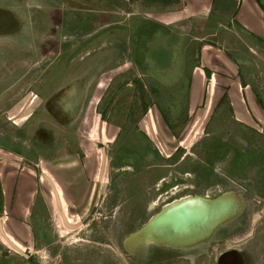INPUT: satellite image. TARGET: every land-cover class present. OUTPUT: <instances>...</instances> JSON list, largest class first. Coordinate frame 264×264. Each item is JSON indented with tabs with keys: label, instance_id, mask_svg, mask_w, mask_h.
Returning <instances> with one entry per match:
<instances>
[{
	"label": "rangeland",
	"instance_id": "obj_1",
	"mask_svg": "<svg viewBox=\"0 0 264 264\" xmlns=\"http://www.w3.org/2000/svg\"><path fill=\"white\" fill-rule=\"evenodd\" d=\"M236 1L214 3L229 7ZM150 3L161 10L187 0H0V17L4 13L12 22L0 31V179L15 175L8 171L29 178L33 225L40 222L47 242L26 246L21 226L8 218L6 235L0 230V264H214L220 251L231 244L244 247V240L255 264L264 263V126L253 135L235 121L225 125V105L214 109L209 101L185 119V88L171 92V82L180 74L185 82L182 68L201 57L195 53L185 65L172 61L175 71L157 72L160 50L139 51L153 34L152 21L161 19L145 5ZM184 25L175 30L181 43L197 37L201 44L218 41L220 49L230 44L208 36L197 22ZM160 46L165 51L170 45ZM55 48L64 55L50 71ZM143 55L151 61L148 73ZM77 80L90 92L67 123L50 110L49 95L60 91L53 85ZM148 82L164 90L151 94ZM36 126L42 127L39 136L53 137L54 151L28 149ZM72 163L78 167H64ZM227 192L244 198L242 212L193 244L126 242L176 200Z\"/></svg>",
	"mask_w": 264,
	"mask_h": 264
},
{
	"label": "crops",
	"instance_id": "obj_2",
	"mask_svg": "<svg viewBox=\"0 0 264 264\" xmlns=\"http://www.w3.org/2000/svg\"><path fill=\"white\" fill-rule=\"evenodd\" d=\"M16 1L45 3L46 0ZM145 5L148 8L151 7L150 12L161 13V19L155 17V21H152L155 27L152 29L153 34L151 37L146 36V42L142 43L143 47L139 49L141 54L149 52L150 48L160 50L158 54H161L153 64L157 72L175 71L178 67H174L172 61H179L185 65L186 58L194 57L195 53L200 54V60L192 63L189 68H182V71L187 73L186 81H183L180 74L172 80L170 86L171 92L177 91L179 87L185 88L186 96L181 102V105L183 102L186 103L185 119L194 117L198 109L207 105L209 101L212 107L215 106L214 109L219 104L221 108L225 105L224 109L228 111V115H222L225 125L229 124L228 120H232L242 127L247 126L251 134H260L263 128L260 126H264V3L262 0H237L234 6L229 7L227 3H220L215 7L214 0H187V3H182V6L170 8L169 4L167 5L169 8L161 10H158L155 3ZM197 19L199 22L195 21ZM186 20L197 22L200 28L207 30L208 36L216 37V39L222 37L226 44L230 42L222 47L232 48V55L228 56L224 48L217 47L218 41H215L216 47L211 44H201V39L197 37L183 43L179 42L175 30L184 29ZM167 42L170 46L165 47L166 50L163 51L160 45L168 44ZM195 46L197 48L194 49ZM211 48H216L219 52L211 54ZM248 52L258 58H250ZM144 55L140 60L145 66L143 71L148 73L151 61ZM161 55L164 56V60H161ZM147 78L149 79V75ZM155 82L157 83V79ZM149 84L151 94L156 95L164 90L163 84ZM154 105L156 106L155 103ZM157 110L164 118L160 109ZM242 134L241 142L244 143V132ZM245 139L248 140V137ZM230 162L234 167L233 158ZM6 173L15 175L12 177L6 175L5 180L0 179L3 194L0 210L2 234L6 235L3 222L9 218L7 222L21 226L23 243L26 246L47 245L45 231L41 228L40 222L38 221V225H33L34 190L29 178L17 176L14 171ZM30 207L31 211H29ZM9 213L14 214L9 216Z\"/></svg>",
	"mask_w": 264,
	"mask_h": 264
},
{
	"label": "water",
	"instance_id": "obj_3",
	"mask_svg": "<svg viewBox=\"0 0 264 264\" xmlns=\"http://www.w3.org/2000/svg\"><path fill=\"white\" fill-rule=\"evenodd\" d=\"M223 203V207H218ZM244 208V198L236 192L215 198L201 196L176 201L166 206L144 226L126 239L131 245L146 241L185 246L208 236L213 229ZM217 210V212H216Z\"/></svg>",
	"mask_w": 264,
	"mask_h": 264
},
{
	"label": "flooded vegetation",
	"instance_id": "obj_4",
	"mask_svg": "<svg viewBox=\"0 0 264 264\" xmlns=\"http://www.w3.org/2000/svg\"><path fill=\"white\" fill-rule=\"evenodd\" d=\"M62 21H61L59 26H56V28L59 31H61L63 28L62 27L63 26ZM11 26H12L11 20H9L8 17L3 13V15L0 17V31L8 30V29L12 28ZM48 42L52 45H56V43L54 41H48ZM56 51H57V48H55V52L50 53L53 56V60L49 63L50 71L51 70L55 71V69H56L55 67L58 68V65H60V63H61V59H63V55H64L63 52L61 50H59L57 52ZM57 71H59V72L62 71V68L58 69ZM54 80H56V79H54ZM59 81H62V79H60ZM52 87L59 88L60 91L54 95H52L50 93V95H49V98H50L49 102L51 103L50 110L53 111L54 115L58 116L57 117L58 119L62 120L64 117V119L68 123L73 119L74 116L76 117V115H78L76 113V108L80 105L83 106V103L85 104L90 90H88V88L86 87L85 84H83L81 81H78V80L73 82V83L66 84L64 86L53 85ZM36 128L37 129L35 131V134L29 140L30 143H26V145L28 146V149L31 151H34V152H40L42 149H45V150L51 149L50 150L51 152L54 151L55 146L53 145V140H54L53 137H50V135H47V134H44L43 136H39L38 134L41 133L42 127L36 126ZM20 145L23 146V144H20ZM77 145H79V144H77ZM16 150H19V148L17 147ZM74 153H76L81 158V153H79V152H74ZM62 155L56 156V157L53 156V159H50V160L53 162L59 161L58 159L61 158ZM34 165L36 167H38V164L34 163ZM55 166L62 167V165L56 164V163H55ZM67 166L78 167V164L72 163V164H68L64 167H67ZM55 194H57V193H55ZM206 198H209V197L206 196ZM176 201H178V200H176ZM246 229H247V227L244 225V231ZM245 236L247 237L248 234L245 233L244 238H246ZM246 242L247 241L244 240V247H239L235 244H231L230 246L226 247L224 250L220 251L219 254L217 256H215V258H214L215 259L214 264H255V260H254L255 257L253 256L254 254L251 255L254 250L246 247L245 246Z\"/></svg>",
	"mask_w": 264,
	"mask_h": 264
},
{
	"label": "trees",
	"instance_id": "obj_5",
	"mask_svg": "<svg viewBox=\"0 0 264 264\" xmlns=\"http://www.w3.org/2000/svg\"><path fill=\"white\" fill-rule=\"evenodd\" d=\"M2 201H3V194H2V189L0 187V210L2 209Z\"/></svg>",
	"mask_w": 264,
	"mask_h": 264
},
{
	"label": "bare ground",
	"instance_id": "obj_6",
	"mask_svg": "<svg viewBox=\"0 0 264 264\" xmlns=\"http://www.w3.org/2000/svg\"><path fill=\"white\" fill-rule=\"evenodd\" d=\"M222 205H223V203H220V205H218V207H223L224 205L223 206ZM216 212H217V210H216Z\"/></svg>",
	"mask_w": 264,
	"mask_h": 264
}]
</instances>
